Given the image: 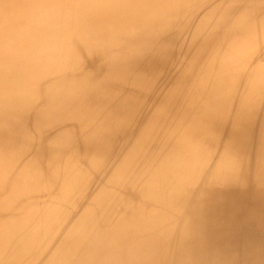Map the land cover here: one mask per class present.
<instances>
[{"label": "bare ground", "instance_id": "obj_1", "mask_svg": "<svg viewBox=\"0 0 264 264\" xmlns=\"http://www.w3.org/2000/svg\"><path fill=\"white\" fill-rule=\"evenodd\" d=\"M0 264H264V0H0Z\"/></svg>", "mask_w": 264, "mask_h": 264}]
</instances>
